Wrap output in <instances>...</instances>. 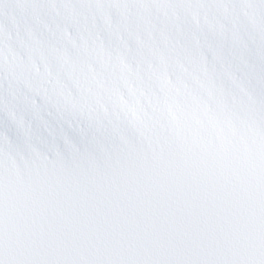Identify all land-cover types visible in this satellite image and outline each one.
Segmentation results:
<instances>
[{"label":"snow or ice","instance_id":"obj_1","mask_svg":"<svg viewBox=\"0 0 264 264\" xmlns=\"http://www.w3.org/2000/svg\"><path fill=\"white\" fill-rule=\"evenodd\" d=\"M0 264H264V0H0Z\"/></svg>","mask_w":264,"mask_h":264}]
</instances>
